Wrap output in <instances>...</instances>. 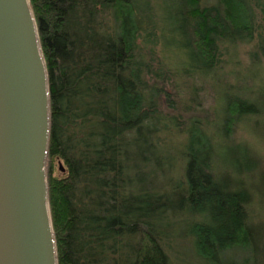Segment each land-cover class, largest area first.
<instances>
[{
	"label": "trees",
	"instance_id": "16d2710c",
	"mask_svg": "<svg viewBox=\"0 0 264 264\" xmlns=\"http://www.w3.org/2000/svg\"><path fill=\"white\" fill-rule=\"evenodd\" d=\"M29 4L47 77L56 264H178L180 236L204 264H264L250 222L260 161L236 144L224 163L235 127L264 120V0ZM241 47L248 78L221 73ZM205 84L219 97L213 125L191 114ZM170 86L190 95L185 121L160 108H175Z\"/></svg>",
	"mask_w": 264,
	"mask_h": 264
},
{
	"label": "water",
	"instance_id": "95a60500",
	"mask_svg": "<svg viewBox=\"0 0 264 264\" xmlns=\"http://www.w3.org/2000/svg\"><path fill=\"white\" fill-rule=\"evenodd\" d=\"M47 77L29 0H0V264H56Z\"/></svg>",
	"mask_w": 264,
	"mask_h": 264
},
{
	"label": "rangeland",
	"instance_id": "374dc122",
	"mask_svg": "<svg viewBox=\"0 0 264 264\" xmlns=\"http://www.w3.org/2000/svg\"><path fill=\"white\" fill-rule=\"evenodd\" d=\"M246 48L241 47L239 50V54L237 58H229L225 57L226 61L223 66V70L221 73L225 71H236V69H243L244 66L247 63V57L245 55ZM229 59V60H228ZM244 70V69H243ZM242 70V77H244L247 73L246 71ZM241 70H239L240 72ZM244 75V76H243ZM241 77V76H240ZM247 77V76H245ZM248 78V77H247ZM228 82L235 84L236 80L234 77H229ZM247 81L250 83V79H247ZM210 85V84H209ZM208 84L204 85V88L201 89L198 87V89H201L198 94V97L194 98L196 99L193 104L197 103V109L194 107V111L191 114H194L195 116H198L200 118H206V120H209L211 123L213 121V118L216 115L217 112V102H218V95L215 93L216 89L212 88V85L209 86ZM168 91L173 93L175 95V100L173 105L175 108H167V104L164 100H162L161 103V110L164 113L167 114H174V115H180L181 120H184L187 118L188 114H186V106L184 103H188V99L190 98V95H186L185 93H182L179 91L178 96L175 94V90L170 86L168 87ZM194 97V96H193ZM192 110V108H191ZM190 110V111H191ZM258 123V121H255ZM254 122V123H255ZM213 125V123L211 124ZM217 139L218 138H214ZM228 154H226V159L224 161L225 166H231L233 165L235 156L230 155L229 153L234 148V145L236 144H242L250 149L251 155L254 159H258L260 161L261 169L258 171V174L252 179L254 184L259 187V185L262 183L261 175L264 174V120H260L259 126L255 127L253 125L248 124V126H244L243 124H239L235 127L233 133L228 136ZM221 148V147H220ZM221 151V149H220ZM256 200L252 205V213L250 222L252 225L257 227L259 231L262 232L263 238H264V199L259 194L258 196H255ZM175 249H173L172 253V260L174 256H177V262L178 264H204L201 259L196 257L191 249V246L189 244V241L183 237L180 236V239L176 242ZM175 253V254H174ZM176 258V257H175ZM259 264H262V258L260 257L258 259Z\"/></svg>",
	"mask_w": 264,
	"mask_h": 264
}]
</instances>
